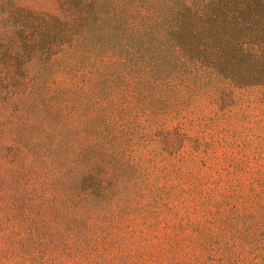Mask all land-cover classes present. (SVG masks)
Listing matches in <instances>:
<instances>
[{
  "label": "trees",
  "instance_id": "trees-1",
  "mask_svg": "<svg viewBox=\"0 0 264 264\" xmlns=\"http://www.w3.org/2000/svg\"><path fill=\"white\" fill-rule=\"evenodd\" d=\"M250 89L264 95V0H0L10 208L41 212L63 239L89 238L87 214L126 196L134 208L177 200L189 211L179 182L158 184L179 177L184 160L167 161L192 139L170 125L203 105L230 113ZM238 235L236 259L264 264V232ZM203 240L188 238L200 250Z\"/></svg>",
  "mask_w": 264,
  "mask_h": 264
},
{
  "label": "rangeland",
  "instance_id": "rangeland-1",
  "mask_svg": "<svg viewBox=\"0 0 264 264\" xmlns=\"http://www.w3.org/2000/svg\"><path fill=\"white\" fill-rule=\"evenodd\" d=\"M234 100L230 113L203 105L170 125L180 123L192 139L184 140L178 158L167 161L178 168L184 160L179 177L169 174L158 184L179 182L189 211L177 200H169L168 207L151 202L149 209L134 208L132 195L126 196L122 207L87 214L89 238L63 239L41 212L10 208V157H4L0 264H245L234 254L238 234L246 227L264 232V95L250 89ZM196 137L199 152H194ZM154 164L160 167V158ZM170 194L180 193L171 189ZM145 200H152L149 193ZM196 235L204 239L201 250L189 245L188 238ZM258 242L261 254L264 241Z\"/></svg>",
  "mask_w": 264,
  "mask_h": 264
}]
</instances>
